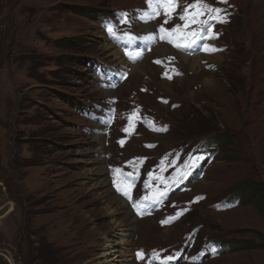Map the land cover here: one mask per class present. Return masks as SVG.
<instances>
[{"label": "rangeland", "instance_id": "obj_1", "mask_svg": "<svg viewBox=\"0 0 264 264\" xmlns=\"http://www.w3.org/2000/svg\"><path fill=\"white\" fill-rule=\"evenodd\" d=\"M258 3H238L221 41L228 50L219 64L212 63L217 67L212 75L182 62L185 77L165 84L148 58L141 73L132 72L126 85L112 94L126 108L137 92L140 101L171 127L172 134L165 137L144 132L143 138L128 142L126 158L150 155L142 149L143 142L161 143L160 155L181 143L210 140L215 132L224 134L221 140L225 135L229 139L228 148L219 145L217 161L205 179L182 199L203 194L206 202L172 230L161 229L154 219L137 220L128 235L119 224L127 221L129 210L108 215L106 188L98 184L93 189L97 178H87L94 162L104 160L107 168L123 153L106 140L100 146L96 138L103 134L90 135L99 121L84 118L76 108L89 101L103 104L108 91L97 84L106 76L127 73L121 66L128 64L121 55L118 61L103 49V35L106 43L116 46L118 28L111 26L114 34L109 32L95 15L83 16V9L111 12L139 7L141 0H0V264H123L115 259L119 248L130 264H136L135 250L178 249L194 227H201L200 242L235 240L236 248L251 242L235 252L224 247L226 253L218 260L203 264H264V195L258 196L257 205L241 199V205L230 210L240 212L232 218L214 215L226 212L212 208L236 197L233 189L243 182L264 185V23L251 18ZM62 40L74 47L62 48ZM76 60L93 61L98 74L73 67ZM207 79L214 85L204 84ZM141 87H148L149 93L141 95ZM153 93L179 108L158 104ZM112 123L118 135L121 120L108 119L105 132ZM102 146L104 154L99 155ZM118 169L112 183L108 176L110 188L132 213L116 183L133 184L135 176ZM139 174L150 190L148 196L157 189L167 192L163 185L154 189L143 170ZM141 184L136 181V186ZM131 195L138 196L133 185ZM123 240L129 244L119 245Z\"/></svg>", "mask_w": 264, "mask_h": 264}, {"label": "bare ground", "instance_id": "obj_2", "mask_svg": "<svg viewBox=\"0 0 264 264\" xmlns=\"http://www.w3.org/2000/svg\"><path fill=\"white\" fill-rule=\"evenodd\" d=\"M243 1L244 0H242V2ZM252 1H254L256 3L260 2V3H258L259 6L252 12V15H251L252 21L253 22H262V23H264V0H252ZM103 37H104L103 49H105V51H107V53H108V55L110 57H112L114 59L116 58L118 61H121V57H120L119 51L117 49H115L114 47L110 46L108 43H106L105 36L103 35ZM159 50L162 51L163 47H160ZM164 54H166V53H161V54L157 53L156 55H157V57H159L160 55H164ZM180 58L182 59V61L186 65H191L192 69H200V61L205 60V71H206V74L207 75H212L211 70H210L211 66H212V63L215 62L216 64H219L221 62L220 59L222 57H221V54H217L215 56H213L212 54H208V55H206V57H201V58H198V59H196V58L191 59V58H188V57H185V56H180ZM217 62H219V63H217ZM145 63H146V61L133 68L134 75H135L136 72H137L136 74L141 73V71L144 68V64ZM165 84H170V83L165 82ZM204 84H206L208 86H213L214 85L213 81L208 80V79L204 81ZM165 89L167 91L170 90V88L169 89L165 88ZM107 95L112 97V93H110V92H108ZM96 141L98 143L100 141H104V137L99 136V137L96 138ZM99 145L101 146V142L99 143ZM127 148H128V146L126 147V149ZM97 151H98L97 153H99V155H103L104 154L103 146L100 147ZM90 174L91 175L87 177L88 180L92 179V181H94L97 178V181H98V183H96V184H94L92 186L93 189H95L98 184H100V186H104L106 188V192H105L106 194H105V197H104L105 198L104 204L106 205L105 211H106V213L108 215H114L115 216L117 214L122 213L126 209L129 210L128 212L125 211V212L129 213V214H127V221L126 222H122L121 224H119L120 225L119 227H121L123 229V230L122 229L121 230L124 233L130 235V233H132V230L135 228V224L137 223V220L132 215L127 203L125 202V200H123L121 197L117 196L112 191V189L110 188V182H109V178H108V171H107V168L105 167V161L104 160H99V161L94 162V170H91ZM239 213L240 212H237V211H228L225 214L221 213V214H214V215L224 216L226 218H232V215L236 216ZM130 219H132V220H130ZM180 223L181 222H179L178 224H176L175 226H173L171 228L166 229V231L172 230L173 228H175ZM123 241L124 242L121 241L122 243H120L119 245H124L125 246V245L129 244V241H126V240H123ZM116 246H118V244H115L114 248ZM119 247L120 246H118L117 249ZM118 250L119 251L117 253L115 252V255H116L115 259L117 260V262H120V259H121L123 264H130L131 260H129L126 257V255L123 252V250H121V248H119Z\"/></svg>", "mask_w": 264, "mask_h": 264}, {"label": "snow or ice", "instance_id": "obj_3", "mask_svg": "<svg viewBox=\"0 0 264 264\" xmlns=\"http://www.w3.org/2000/svg\"><path fill=\"white\" fill-rule=\"evenodd\" d=\"M221 2L226 3L227 0H221ZM148 3L149 6L152 7L153 14H157V15L159 14L160 8L165 9L166 15H171V13L174 12L176 7L178 6V0H148ZM189 9H192L193 11H189ZM222 11L224 10L220 8L212 7L204 3V0H196L195 3L188 5L184 9V14L180 16V19L182 21H185L183 28H181L180 25H177L175 28L171 30L161 27L160 31L161 33H164V35L161 38L168 39L169 43H174L177 48L191 47L192 45L196 44L198 40L204 38L202 33L204 32L206 27L209 32V38H215L214 36L211 35V27L208 25V21L201 20L200 17L207 12L209 14V19H217L220 22H226V20L222 19L219 15ZM196 24H199L201 27L197 28L195 31L184 30V29H189L192 25H196ZM108 30L109 32H113V29L111 28H109ZM203 50L211 53V52H216L219 49H216L215 47H211L208 44H204ZM161 130H165V129H161ZM197 159H202V158L198 157ZM117 171L119 172L120 170L118 169ZM121 175H123V173H121ZM128 175L131 174L129 173ZM131 189H132V184L130 182L117 183V191H119L124 197H126L129 200L132 199ZM166 195H167L166 191L161 192L159 189H157L155 192H153L152 196L150 197L145 196L144 200L150 203H159L160 200L163 199ZM133 207L136 208L138 213L141 212L140 205L134 204ZM181 214L182 213H177L176 217L169 218L165 221H162L161 223H168L170 222L171 219H176ZM138 256H140V258H143V253H138ZM168 259L171 260L172 257H168Z\"/></svg>", "mask_w": 264, "mask_h": 264}, {"label": "trees", "instance_id": "obj_4", "mask_svg": "<svg viewBox=\"0 0 264 264\" xmlns=\"http://www.w3.org/2000/svg\"><path fill=\"white\" fill-rule=\"evenodd\" d=\"M95 14H96V12H91V9H89L88 12H87V9H83V16H91L92 17ZM100 14L101 13L97 12V16H99ZM61 43L63 44L62 48H64V49H69V48L74 47V44L70 40H62ZM72 64H73V67H77V66L86 67L84 60L83 61H77L76 60ZM79 105H81V104H79ZM76 109H79V108H76ZM228 140H229L228 137L225 136V138L221 141H224V144L227 146ZM255 189H258L260 191V193L257 192V194H255L253 192V191H255ZM234 190H235V194H239L242 197H246L247 199H249L250 203H256V205L258 204L257 200H259L258 196L260 197L262 194L264 195V185L263 184L259 185V184L253 183V182H250V183L249 182H243V183L237 185L234 188ZM252 193H254V195H251ZM262 200H264V199H262ZM237 244H238V242H234V244L230 247H232V249L234 251H237L238 249H246V248L250 247L251 242H245V248H236L235 245H237ZM262 245H264V244H262Z\"/></svg>", "mask_w": 264, "mask_h": 264}]
</instances>
